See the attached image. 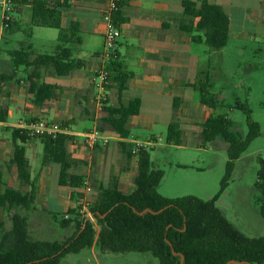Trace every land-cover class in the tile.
Returning a JSON list of instances; mask_svg holds the SVG:
<instances>
[{"label": "trees", "instance_id": "trees-1", "mask_svg": "<svg viewBox=\"0 0 264 264\" xmlns=\"http://www.w3.org/2000/svg\"><path fill=\"white\" fill-rule=\"evenodd\" d=\"M72 0H18L17 15L26 4L33 6L32 27L50 28L59 31L58 45L53 54L38 55L31 60L27 52L20 50L12 54L16 67L32 68L29 81V94L37 106H41L55 96L57 88L46 84L40 77L42 67L52 68L58 76H68L81 69V61L72 58L68 44H82L78 22H72L69 28H63L64 10ZM119 6V3H118ZM184 12L179 15L180 32L187 34L195 43L204 44L213 51H221L229 44L230 18L223 8L210 0L184 1ZM119 10V9H118ZM116 11L114 25L121 29L127 19H121ZM17 18V17H16ZM18 22L9 25L11 30ZM117 53V52H116ZM110 62L111 82L119 84L118 93L122 97L127 83L133 74L127 72L117 53ZM4 80V77H1ZM198 93L199 102L211 110L212 115L202 124L200 138L206 143L222 142L227 147L228 162L219 194L212 200H203L196 196H184L170 199L159 191L164 171L154 168L150 151L140 149L137 154L129 153L126 158L136 157L138 173L134 178V187L128 194L121 192L119 177H113L109 186H100L95 193L96 202L90 207L99 231L95 225L84 218L80 211V201L84 197L85 177L74 173L81 163L69 152V144L74 137L60 134L57 138L45 137L43 145V165L60 166L59 187L71 192L72 201L77 203L69 209L60 226L74 228V234L60 241H35L31 238L29 218L21 212L32 210L36 199V185L31 178V167L26 156V144L31 141L29 131L11 128L14 143L10 167H15L22 184L31 187L29 191L21 188H6L0 194V208L12 213V228L4 230L0 220V264H60L62 258L70 254H79L87 249L116 254L150 253L159 264H228L237 261L242 264H264V236L250 237L230 222L225 213L217 206V201L230 185L236 161L249 149L261 135V126L252 119V111L246 105H237L247 115L248 134L243 136L233 131L234 124L227 115L216 114L225 107L221 99L213 92V81L209 72L201 73L192 85ZM179 99H175V110L179 109ZM141 99H131L128 105L118 107L109 101L102 106V125L109 126L120 138L128 139L129 120L139 115ZM8 118L7 109L2 108L0 121ZM68 124H73V121ZM184 131L179 119L169 126L166 142L181 146ZM124 148V145L121 143ZM260 171L255 188L263 198L260 214L264 217V158H260ZM1 182V174H0ZM139 213L150 209L154 212L164 209L160 214ZM68 216V218H66ZM170 242L172 246L168 243ZM173 249L178 255L173 253Z\"/></svg>", "mask_w": 264, "mask_h": 264}, {"label": "crops", "instance_id": "crops-1", "mask_svg": "<svg viewBox=\"0 0 264 264\" xmlns=\"http://www.w3.org/2000/svg\"><path fill=\"white\" fill-rule=\"evenodd\" d=\"M56 2L57 0H52ZM64 0H61L63 2ZM187 0H119L118 11L121 19L128 22L121 26L115 54H119L125 70L133 74L127 83L122 97H119L116 82H111L106 89L110 105L118 107L128 105L134 98L141 99L139 115L132 117L128 123L131 136L123 139L111 129L104 126L100 130L98 121L85 126L86 115H74L75 107L79 105H97L98 91L95 88L97 72L101 66L100 55L104 51V33L106 23L103 16L112 0H72L64 10L62 17L63 28H69L72 22H78L82 44H68L72 50V58L81 61V69L71 72L68 76H58L54 69L42 67L40 77L46 84L57 88L55 96L41 106H37L29 94V77L32 68H25V76L16 77L15 64L12 54L23 50L30 59H35L38 49H35L36 33L34 30L23 31L24 25H32L33 6L26 4L21 8L18 22L10 33H25L27 41L19 42L21 49H12L9 54L11 61L4 65L0 60V77H4V88L1 93L2 108L7 109L8 118L0 121V130L11 131V128L29 130L39 120L61 123L67 129L66 134L74 137L69 144V152L81 163L74 173L85 177V183L97 191L102 185L109 186L113 177H119V187L122 193L128 194L134 187V178L138 173L136 157L127 159L136 143H156L161 138L152 135L145 141L139 140L133 129L153 131L160 124L167 127L175 120L176 111L184 131V147L189 143L202 146L204 140L199 136L202 124L212 115L213 110L203 106L192 85L199 75L209 72L212 76L214 58L222 57L223 50L213 51L204 44L195 43L190 36L180 32V18L184 12L183 2ZM199 1V0H190ZM217 4L229 15L230 39L258 42L264 39V0H210ZM29 12H26L28 11ZM59 36V35H58ZM44 42V38H37ZM34 41V42H33ZM52 46L50 54L55 52L58 45ZM117 52V53H116ZM20 68V67H18ZM14 69V70H13ZM97 91V92H96ZM175 99H179V109L175 110ZM146 105H152L146 110ZM77 113V114H78ZM199 117V118H198ZM76 118V121H75ZM12 120V122H10ZM73 121V124H68ZM194 125L199 126L195 129ZM95 128L102 133V139L91 149L86 144V135ZM121 143L124 145H121ZM155 145V147H156ZM41 140L31 139L26 144V156L31 167V178L36 185V199L31 211L27 212L31 226V217L42 213L37 210L41 205L42 211L56 217L59 213L64 216L77 203L72 201L71 192L59 187L60 166L58 164L43 165ZM14 143L7 137H0V194L6 188L22 186L15 167L8 165L13 157ZM23 188L29 191L30 186ZM7 211L0 208V213ZM10 215L12 213H9ZM1 215V214H0ZM70 229V228H68Z\"/></svg>", "mask_w": 264, "mask_h": 264}, {"label": "rangeland", "instance_id": "rangeland-1", "mask_svg": "<svg viewBox=\"0 0 264 264\" xmlns=\"http://www.w3.org/2000/svg\"><path fill=\"white\" fill-rule=\"evenodd\" d=\"M16 17L19 18L18 15ZM31 30L35 31L37 38H44V42L35 39V49H38V53L50 54L52 46L57 44L59 31L32 27L28 24L23 26V31ZM25 35L19 32L12 34L3 28V11L0 6V60L4 65H9L11 61L9 52L16 48L21 49L18 43L27 41ZM223 51L221 58L219 56L214 58L212 81L213 92L223 101L225 107L218 108L215 113L227 115L234 124L233 131L246 136L249 131L247 115L236 108L237 105H246L252 111V119L260 124L261 135L236 161L230 185L217 201V206L228 220L247 236H264V217L260 214L258 202L263 195L255 188L260 171L259 160L264 158V39L249 42L234 38ZM15 69L17 78L25 76L24 66L20 68L15 66ZM195 96L198 97L197 92ZM107 97L110 102L108 95ZM79 106L75 107L74 115L75 117L79 113L86 115V120L83 121L86 127L93 125L96 120L99 126L102 125V113L95 102L92 105ZM145 109L151 110L152 105H146ZM174 118L178 119L176 111ZM194 128L199 129V126L194 125ZM133 131L142 141L150 139L152 135L161 138L156 147L148 149H153L150 153L154 168L164 171V178L159 187L162 195L170 199L190 195L208 201L219 194L229 160L227 147L222 142H204L202 146L190 143L184 147L169 145L166 142L168 127L165 124H160L153 131L135 129ZM7 136L12 139V131L0 130V137ZM42 157L41 150L40 158ZM2 169L4 170L1 166L0 170ZM16 186L21 189L27 187L25 184L20 186L19 183ZM37 210L42 213L38 220L37 216L30 218V234L33 240L64 242L74 234V228L64 229L60 226L64 219L63 214L59 213L54 217L44 213L41 205L37 206ZM21 213L27 214L25 211ZM0 214V220L5 224L4 230H10L12 222L9 212ZM60 264H159V262L150 253L116 254L93 248L79 254L67 255L61 259Z\"/></svg>", "mask_w": 264, "mask_h": 264}, {"label": "built area", "instance_id": "built-area-1", "mask_svg": "<svg viewBox=\"0 0 264 264\" xmlns=\"http://www.w3.org/2000/svg\"><path fill=\"white\" fill-rule=\"evenodd\" d=\"M118 1L112 0L108 10L103 16V21L106 23L104 33V51L100 55L101 66L97 72L95 88L98 91L96 102L98 110L102 111L104 102L108 101L106 94L107 86L111 83L110 77L112 71L110 70V62L116 59L115 48L119 38L121 37V30L114 25L113 16L118 9ZM18 0H0V6L3 11V28L9 30V25L16 20ZM4 88V81L0 77V113L2 110L1 93ZM29 136L32 139L42 140L45 137L57 138L60 134H66L67 129L61 123L49 122L47 120H39L29 130ZM102 139V133L95 128L86 135V144L89 148L94 149L99 140ZM156 143H136L133 146L132 153L137 154L140 149L154 148ZM96 191L90 184L85 183L84 197L80 201L81 215L89 219L99 229L94 215L90 211V207L96 202ZM68 218V216H66Z\"/></svg>", "mask_w": 264, "mask_h": 264}, {"label": "water", "instance_id": "water-1", "mask_svg": "<svg viewBox=\"0 0 264 264\" xmlns=\"http://www.w3.org/2000/svg\"><path fill=\"white\" fill-rule=\"evenodd\" d=\"M134 211L136 212V213H139L137 210H135L134 209ZM164 211V209H162V210H160V211H157V212H154V211H152V210H150V209H146L145 211H143V212H140L139 214L140 215H144V214H146V213H152V214H160V213H162ZM171 246H172V244L170 243V242H168ZM173 253L175 254V255H178V253H176L175 251H174V249H173ZM181 264H184V261H185V257L183 256V255H181ZM28 264H31V263H28ZM228 264H242V263H240V262H237V261H230Z\"/></svg>", "mask_w": 264, "mask_h": 264}]
</instances>
